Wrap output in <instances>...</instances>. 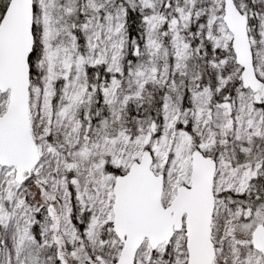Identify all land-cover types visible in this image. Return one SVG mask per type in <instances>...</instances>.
Listing matches in <instances>:
<instances>
[{"label":"snow or ice","instance_id":"snow-or-ice-1","mask_svg":"<svg viewBox=\"0 0 264 264\" xmlns=\"http://www.w3.org/2000/svg\"><path fill=\"white\" fill-rule=\"evenodd\" d=\"M0 264H264V0H0Z\"/></svg>","mask_w":264,"mask_h":264}]
</instances>
